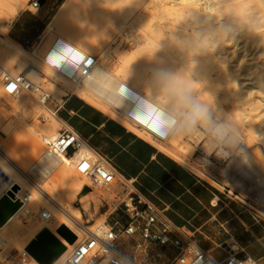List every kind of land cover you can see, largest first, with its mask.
<instances>
[{
    "label": "bare ground",
    "instance_id": "obj_1",
    "mask_svg": "<svg viewBox=\"0 0 264 264\" xmlns=\"http://www.w3.org/2000/svg\"><path fill=\"white\" fill-rule=\"evenodd\" d=\"M25 1L0 0V22L14 16L18 8L24 6ZM118 2L120 0H92L94 4L91 3V6H94L96 15L94 14L92 19H88V24L80 27L74 21L62 22L61 19L68 15L76 6V0H66L64 4L62 3V8L48 25L49 35H53L57 30L55 34L57 36H53L55 39L51 38L54 40L50 42L49 48L45 49L47 51L43 56L41 47H38L34 51L36 56H32L25 51L19 42L10 37H3L0 34V77L6 74L16 76L14 75L16 71L12 69L13 63H18L24 68L37 66L52 76L56 75L59 72L56 69L55 71L57 72H55L51 66L45 65L42 60L45 62V56L48 54L50 57H57L50 52L52 44L57 39H62L73 47L79 45L82 48L77 49L83 52H85V49L87 52L96 53V51L102 49L101 56L108 62L105 66L110 67L111 55L108 53L106 47L102 48V44L105 40L112 38L117 15L110 8L121 7V4H115ZM197 2L198 0H134L131 5L126 6L130 8L131 17L129 18L137 22L140 25L141 32L145 34L146 42L135 50V54L143 55L140 53V49L150 41L156 43L166 28L178 24L185 13L196 6ZM111 9L116 11L119 8ZM55 26L58 29L56 28L54 31L53 28ZM91 28L93 32L90 31ZM94 37L100 39L98 45H95L97 41L96 39H92ZM257 39L241 35L234 43L236 44L237 41H239V44L242 43L243 46L241 48L243 51H246L248 47H254V50L257 49V53L250 59L241 54L237 59L231 61V55H234L236 51H233L232 54L229 53L230 45L220 49L218 53L220 59L227 65L226 74L219 73L223 79L221 82L223 94L231 97L236 96L244 106H249V110L245 107H236V113L233 115V118L239 123L243 121L250 122L249 138L257 132L260 133V136L264 135V60L259 59L260 53L264 49L256 46ZM238 43L236 44L237 49H241ZM95 57L97 66L100 64V61L97 56ZM33 71L34 68L28 72L27 78L28 76H34L32 74ZM115 71L117 75L113 74L116 78L121 81L127 79L126 75L123 74V69L118 68ZM242 75L243 78H241ZM56 77L66 86L79 90L82 95L98 103L101 108L115 116V118L125 122L138 134L151 140L161 149L170 153L173 150H177V152L180 150V145L185 137H164L163 140H159L148 129L156 128L157 117L151 111L147 114L140 111V106L144 103L141 99L140 89L132 84L130 80L126 89L128 95L127 98L124 97L123 99V106L115 108L102 97L100 100L96 99V93L92 95L88 91H92L91 89H82V83L74 84L61 74L56 75ZM229 81L235 83V91L225 87ZM0 86H2L1 80ZM51 90L55 92L60 90V87L54 85ZM0 91L2 92V90ZM22 92H25L27 95H24ZM89 95L94 97L92 98ZM220 95L217 94L218 99ZM13 96H16L17 99L12 101L11 104L21 119L13 116L6 123L8 119L7 121H3L0 111V128L6 134V137L0 139V168L14 182L13 191L16 193L15 196L13 193L6 192V189L4 190L3 187H0V258L6 256V261L9 257L16 259L19 253L25 250L28 251V247L32 242L46 229L65 246L63 252L52 264H67V258L81 239L88 234L89 230L102 232L108 228L105 221L99 224L100 227L97 226L98 228L95 229L87 226L81 211L72 207V203L77 199L85 182L89 183V179L77 171V163L81 157L87 154V149L80 148L72 155H66L65 152L59 149L55 150L53 143L56 142L60 134V130L56 129V122H60L61 124L60 118L54 115L47 106L39 104L29 92L19 90ZM223 97L222 99H225L227 96ZM219 102L222 104L223 100ZM41 108H44L46 111H42ZM128 112H130L137 122L127 117ZM36 117L42 118L39 121L40 123L33 122V119ZM256 120H258V124L254 123ZM44 147H46V150L39 158L36 166L45 171L46 176L37 184L30 180L28 176L30 169L25 160ZM261 148L264 149V146L261 145ZM179 159L185 161L182 157H179ZM22 192L31 194L32 199L28 204H24L21 199ZM43 212L50 213L51 217L44 219L42 217ZM95 223H98V220ZM64 225L75 234L76 238L73 242H69L58 232L59 228ZM28 253L29 257L26 264H42L29 251Z\"/></svg>",
    "mask_w": 264,
    "mask_h": 264
},
{
    "label": "clouds",
    "instance_id": "obj_2",
    "mask_svg": "<svg viewBox=\"0 0 264 264\" xmlns=\"http://www.w3.org/2000/svg\"><path fill=\"white\" fill-rule=\"evenodd\" d=\"M133 2L120 0L115 4L121 7L111 8H124ZM241 35L258 38L256 46L264 49V0H198L178 24L166 28L150 55L138 57L137 61L147 62L139 83L144 102L140 111L145 114L151 111L157 117L153 131L165 138L199 136L205 142L206 157L215 156L225 161L238 158L242 164H249L244 149L253 145L242 136L233 111L224 112L218 107L217 94L222 86L212 78L213 73L227 72L219 50L234 44ZM92 39H96L95 45H98L100 39ZM76 48L82 47L77 45ZM259 59L264 60V51ZM117 60L107 67L108 62L102 57L100 64L87 75L83 71L78 74L82 78V89H91L113 107L121 108L132 66L137 61L129 66L127 79L121 81L112 71ZM45 65L54 71L59 66L52 63L51 57L46 59ZM225 87L235 91L234 82L229 81ZM262 140L264 137H260L257 144ZM257 150L254 149L253 156L264 166V154L257 157ZM196 252L193 242L178 264H193ZM101 264H129V261L105 250ZM245 264H256V261L249 258Z\"/></svg>",
    "mask_w": 264,
    "mask_h": 264
},
{
    "label": "rangeland",
    "instance_id": "obj_3",
    "mask_svg": "<svg viewBox=\"0 0 264 264\" xmlns=\"http://www.w3.org/2000/svg\"><path fill=\"white\" fill-rule=\"evenodd\" d=\"M65 2L66 0H44L40 7L35 8L31 5V0H26L24 6L18 8L14 16H11L6 21L0 22V34L3 37H10L19 42L23 46L25 51L32 56H36V53L34 51L38 47H41V53L43 56L47 51L45 49H48L51 45L50 42H53V40L55 39L53 36H57L55 35L57 32V27L55 26L53 28L54 31L56 30V32L53 35H49L50 33L48 25L56 16L58 11L62 8V5ZM91 3L92 0H76L75 8L72 9L68 15L64 16L61 19L62 22L66 23L74 21L77 25L83 24L85 26L86 24H88V19L90 20L93 18L94 14L96 15L94 6H91L94 3ZM110 10L112 12L114 11V13H116L117 15L116 26L113 29L112 38L110 40H105L102 44V48L106 47L108 53L111 55L110 58L112 60L109 66H111L112 63L115 62L118 58L117 62L112 68L113 73L117 75L115 70L120 68L123 69V74L128 77L129 66L137 61L138 57L145 56L135 54V50L145 44V34L141 32L140 25L129 18L131 17L130 8H119L116 11L110 8ZM92 11L94 12L92 13ZM21 12H23V15L26 18L25 20H29V22L32 21V26H26V24L25 26H21L19 25V23H15L17 16ZM78 16H80L81 18H77ZM41 19L43 20V22L40 21ZM81 19H84L85 21ZM76 20L79 22V24ZM90 31L93 32V29L91 28ZM30 33L35 35L41 34L40 42H36V44L33 46L28 45L24 41V37ZM238 42L239 41H237V43ZM236 44H231L229 46V53L232 54L233 51H236L234 55H231V61L237 59V57H239V55L241 54L245 55L247 59H250L257 53V49L254 50V47H248L246 51H243V49L241 48L243 44L238 43L239 48L241 49H237L238 47L236 46ZM88 53L97 56L99 58V61L101 62L102 49L96 51V53ZM130 57L132 58L131 60H129ZM42 62L45 64L43 60ZM146 67L147 62L144 59L138 60L132 66V76L129 80L138 88L140 77L144 73ZM32 68H34V71L32 72L34 76H28V79H30L35 84L43 87L51 94V98L47 102L46 106L52 113H54L53 105L55 103H60L61 98L64 94H79L87 100L101 107L98 103L94 102L87 96L82 95L79 90L72 89V87L66 86L63 82H60V80L56 77V75H60L59 73H56V75L52 76L51 74H48L47 71H44L42 68L37 66H29L27 68H24L23 66L21 67V65L18 63L12 64L13 71H16V74L14 75H17L20 72H23L27 75ZM212 78L214 80V83H218L221 85L223 79L219 73H213ZM241 78H243V75ZM54 85L60 87V90H57L55 92L54 90L52 91L51 88H53ZM0 87V90H2V92L0 91V111L3 116V121H7L8 119V121L6 122L8 123L13 116L21 119L18 113L14 111L13 105L11 104V102L16 100L17 97L6 94L4 92L3 86ZM88 91L92 93V95L95 94L90 90ZM22 93L24 95H27L25 92ZM218 94L222 95L219 96V99L217 98V105L222 111H233L234 115L236 113L235 109L238 106L245 107L249 110V106H244L236 96L231 97L228 95H224L222 89ZM28 95L31 97L30 94ZM95 95L97 96V94ZM96 96L95 98L100 100L101 96ZM223 96L227 97H225V99H222L224 98ZM222 100L223 102L221 104V102L219 101ZM41 109L42 111H46L44 110V108ZM41 119V117H36L33 119V122L40 123L39 121ZM118 120L121 121V123L123 122L120 119ZM234 120L237 123L239 130L242 136L246 139L247 143L253 145L251 148L244 149L245 153L249 157L248 165L242 164L238 158H233L230 161H225L217 159L215 156L206 157L203 150L205 142L199 136L185 137L182 144L180 145V150H178V152L177 150H173L170 154L178 160H180L179 157H182L185 160L182 162H184L194 170H196V168L201 170L205 174L204 176L210 180L224 181V183H229L230 185L228 186H225L224 184L225 189L228 190L227 192L229 193V191H231V194L236 195V197L248 201L250 205L254 206L255 213L264 218V206L261 203H264V166L256 162L255 157L253 156L254 149H258L256 152L257 157H261L262 154H264V149L261 148V145L264 146L263 140L257 144L258 139L260 137H264V135L260 136V133L257 132L251 138H249L248 134L250 129V122L243 121L239 123L236 119ZM123 123L126 124L125 122ZM254 123L258 124V120H256ZM127 127L130 126L127 125ZM60 128V122H56V129L60 130ZM3 137H6V134L0 128V139H3ZM45 150L46 147L40 149L38 152L29 156L25 160L27 162L28 168L30 169V174L28 173V176L31 181L37 184H39V182L42 181L46 176L45 171L36 166L39 158L45 152ZM237 181H239L241 185L238 184ZM88 182L89 183L85 182L84 187L78 195L77 199L72 203V207L81 211L85 224L87 226L93 227V229L100 227L99 224L104 221L108 225V227L118 222L116 226L121 229L122 226H124L129 221L124 207V203L128 201L127 193L124 192L116 182L112 183L110 186L105 187L94 185L90 180H88ZM97 220L98 223H95V221ZM195 236L197 237V239H200L197 234H195ZM235 238H237V236H235ZM118 245L123 253L140 264H171V261L176 255V249L174 247L160 246L154 241L144 242L143 240H141L139 235H135L133 237L123 235ZM235 246L239 247V244H235ZM5 259L6 256L0 258V264H10L13 257L7 258V261Z\"/></svg>",
    "mask_w": 264,
    "mask_h": 264
},
{
    "label": "crops",
    "instance_id": "obj_4",
    "mask_svg": "<svg viewBox=\"0 0 264 264\" xmlns=\"http://www.w3.org/2000/svg\"><path fill=\"white\" fill-rule=\"evenodd\" d=\"M25 19L21 12L15 23L32 26ZM37 36L30 33L24 41L32 42ZM53 109L61 121L133 180L147 201L175 225L192 232L213 257L224 259L234 246L240 257L264 264V218L248 201L228 193L224 184L229 183L206 178L201 170H194L79 94H64Z\"/></svg>",
    "mask_w": 264,
    "mask_h": 264
},
{
    "label": "built area",
    "instance_id": "obj_5",
    "mask_svg": "<svg viewBox=\"0 0 264 264\" xmlns=\"http://www.w3.org/2000/svg\"><path fill=\"white\" fill-rule=\"evenodd\" d=\"M42 0H31V5L35 8L40 7ZM41 34H39L28 45H35L40 42ZM69 45L62 39H57L50 48L57 57L51 56V61L55 60L59 66L56 70L69 81L74 84H81L82 78L78 74L83 71L87 75L93 67H96V57L85 53L79 49ZM81 56L84 58L81 60ZM50 56H45V61ZM83 61V64L81 63ZM4 92L8 95H14L19 90L31 93L37 102L46 106L51 98V94L43 87L35 84L27 75L20 72L16 76L4 75L0 77ZM127 90L125 96L127 98ZM57 116L56 111L53 113ZM127 117L137 122L131 116L130 112ZM155 138L163 140L164 137L158 135L153 129L148 128ZM54 149L65 152L66 155H72L80 148H86L87 154L80 158L77 163V171L86 176L94 185L105 187L116 182L124 192L127 193L128 201L124 203L125 213L129 221L119 229L116 225L109 226L104 231L89 230L77 246L73 249L67 258V264H101L104 259V252H108L114 257L129 261V264H140L134 259L128 257L119 248V241L123 235L133 237L139 235L144 242L154 241L160 246H172L176 249V255L171 264H178L186 255V250L195 242L197 252L194 254L193 264H245L250 257H240L237 249L231 247V251L224 259L213 257L210 251L204 249L195 239L194 234L187 229L175 225L164 214L163 210L147 201L135 188L134 182L121 174L111 163V161L102 154L95 151L72 127L61 121L60 134L53 143ZM0 187L6 192H11L16 196L14 190V182L0 168ZM21 199L24 204H28L32 196L28 192L21 193ZM42 217L49 219L50 213L43 212ZM29 253L24 251L19 253L16 259L10 264H26L28 262ZM252 259V258H251ZM255 260V259H253ZM256 264H260L257 260Z\"/></svg>",
    "mask_w": 264,
    "mask_h": 264
},
{
    "label": "water",
    "instance_id": "obj_6",
    "mask_svg": "<svg viewBox=\"0 0 264 264\" xmlns=\"http://www.w3.org/2000/svg\"><path fill=\"white\" fill-rule=\"evenodd\" d=\"M44 0H42L43 3ZM58 232L69 242L76 238L75 234L67 227L61 226ZM65 246L48 230H43L28 247V251L42 264H52L63 252Z\"/></svg>",
    "mask_w": 264,
    "mask_h": 264
},
{
    "label": "snow or ice",
    "instance_id": "obj_7",
    "mask_svg": "<svg viewBox=\"0 0 264 264\" xmlns=\"http://www.w3.org/2000/svg\"><path fill=\"white\" fill-rule=\"evenodd\" d=\"M155 42H149L147 45H145L142 49H140V53L143 55H150L151 52L154 50L155 47ZM84 58L81 56V60H83ZM132 58L130 57L129 60H131ZM52 63L56 64V61L53 60Z\"/></svg>",
    "mask_w": 264,
    "mask_h": 264
}]
</instances>
